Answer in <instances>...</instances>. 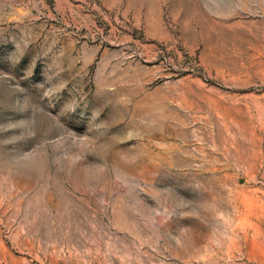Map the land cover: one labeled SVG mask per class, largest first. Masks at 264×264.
I'll list each match as a JSON object with an SVG mask.
<instances>
[{
	"label": "rangeland",
	"instance_id": "rangeland-1",
	"mask_svg": "<svg viewBox=\"0 0 264 264\" xmlns=\"http://www.w3.org/2000/svg\"><path fill=\"white\" fill-rule=\"evenodd\" d=\"M0 264H264V0H0Z\"/></svg>",
	"mask_w": 264,
	"mask_h": 264
}]
</instances>
